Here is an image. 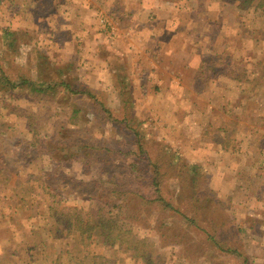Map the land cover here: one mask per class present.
<instances>
[{
	"label": "rangeland",
	"instance_id": "374dc122",
	"mask_svg": "<svg viewBox=\"0 0 264 264\" xmlns=\"http://www.w3.org/2000/svg\"><path fill=\"white\" fill-rule=\"evenodd\" d=\"M258 1L219 16L220 42L209 44L211 55L196 75L202 81L192 90L141 85L124 58L105 47L112 46L113 29L86 26L98 45L87 52L100 59L94 70L110 74L93 76L101 88L70 96L59 83H73L80 92L82 84L57 74L45 45L35 44L50 27L48 4L21 19L19 0H0L4 73L16 82L22 75L25 83H56L53 92L32 93L24 84L17 95L0 94V264H91L87 254L142 264L124 246L103 245L96 237H52L50 209L92 214L106 210L104 201L113 197L136 212L133 233L152 244L159 264H264V15L255 9ZM104 2L85 14L96 19L113 9ZM116 18L118 30L127 28ZM237 50L243 56H229ZM35 60L42 64L33 82ZM23 115L32 116L34 135ZM165 168L169 173L162 175ZM153 176L160 197L174 208L142 204L155 198Z\"/></svg>",
	"mask_w": 264,
	"mask_h": 264
},
{
	"label": "crops",
	"instance_id": "0c3cea01",
	"mask_svg": "<svg viewBox=\"0 0 264 264\" xmlns=\"http://www.w3.org/2000/svg\"><path fill=\"white\" fill-rule=\"evenodd\" d=\"M104 1L19 0L17 3V9L21 11L19 14L21 19H25L24 17L28 15L26 13L28 9L32 11L38 7L43 8L45 3L48 4L50 13L45 15L44 20H50L48 23L50 27L45 34H39L35 44L39 46L41 43V48L45 45L43 49L51 60L48 64L52 65L54 62L56 73L63 78L75 76L73 81L82 84L85 93L92 86L101 88V84L94 79L103 77L105 80L106 75L110 74L107 70L99 72L94 70L92 64L100 59L94 60L87 54L90 50L89 45L94 48L98 45H94V40V43L90 42L93 33L86 26L97 24V21L85 14V11ZM108 3L114 10L106 9L102 12L111 13L107 20L109 27L113 29L109 34L111 37H108L112 46L105 47L113 49L110 54L124 58L129 66L130 75L136 79L141 78V85L155 83L160 90H164L163 87L168 86L167 83L170 88L182 87L181 89L192 90L195 82L202 81L196 75L203 70L205 58L211 55L210 46L214 48L220 42L217 33L219 27L221 28L222 19L219 16L227 18L229 12L232 14L233 10H239L237 4L227 0H108ZM119 9L126 11L124 17H120ZM112 10L117 14L116 17L121 19V26L127 27L123 31L118 30V21ZM223 21L226 23L224 26L227 27L229 25L227 19ZM20 22L21 26L26 27V23L22 20ZM33 24L37 25L36 19ZM233 31L238 32L239 29ZM232 38L230 37V41H233ZM227 41L229 42L228 39ZM234 54L243 56V50L240 53L238 50L232 51L229 56ZM225 57L228 58L227 53ZM41 64L35 60L32 70L33 82L37 80V76L39 78ZM232 72V66L227 68V73ZM223 78L231 81V86L234 85L232 77ZM90 81H93L92 85ZM218 81L221 82L219 79L213 81L211 78V82ZM136 82H133L131 89L137 88L134 85ZM183 82L189 84L184 86ZM68 86L76 91L73 83ZM7 114L13 116L10 112Z\"/></svg>",
	"mask_w": 264,
	"mask_h": 264
},
{
	"label": "trees",
	"instance_id": "16d2710c",
	"mask_svg": "<svg viewBox=\"0 0 264 264\" xmlns=\"http://www.w3.org/2000/svg\"><path fill=\"white\" fill-rule=\"evenodd\" d=\"M253 3V0H241L238 4L239 10H246ZM255 9L264 15V0H259L255 6ZM17 83L14 80H10L4 73L0 65V94L14 96L18 94L17 87H21L27 84L28 89L32 93H44L45 91L53 92L56 87V83L45 82L39 84H33L30 82L25 83L26 77L19 75ZM19 79V80H18ZM66 82H60L59 85L63 88V92L73 96L76 94H85L84 91H74L69 88ZM87 93V92H86ZM7 108V106H6ZM14 112V110H11ZM21 115V114H20ZM26 121V128L32 135L34 132L32 125V116L23 115ZM32 129V130H31ZM32 140L31 142H33ZM28 143V147H32V143ZM139 148H141L138 145ZM158 167L155 170V175L159 176ZM169 173V170L165 168L162 175ZM161 175V174H160ZM155 182L156 186L154 190V199L148 200L143 198L142 204L156 203L159 206H168L172 208L170 203H166L164 199L160 197L159 187L156 183L155 176L151 181ZM42 187V184H41ZM107 209L99 207L95 213L83 214L80 210L72 207H60L52 208L49 210L48 217L50 218V224L53 226L54 232L52 237L59 238L61 235L64 236H75L80 239L92 240L96 237L101 240L103 245L124 246L126 252L131 258L139 260L142 264H159V261L154 257L152 244L146 239H138L133 233V223L137 220L136 212L128 205L124 200L119 201L116 198H112L109 201L103 203ZM170 204V205H169ZM174 208V207H173ZM83 241V240H82ZM229 252V251H228ZM87 258L91 264H112L108 259L102 255L87 254Z\"/></svg>",
	"mask_w": 264,
	"mask_h": 264
},
{
	"label": "built area",
	"instance_id": "2783aa9c",
	"mask_svg": "<svg viewBox=\"0 0 264 264\" xmlns=\"http://www.w3.org/2000/svg\"><path fill=\"white\" fill-rule=\"evenodd\" d=\"M110 12H107L104 14V12H99L96 14V21H97V24L99 26H101L102 28H108L109 27V22L107 20V18L110 16Z\"/></svg>",
	"mask_w": 264,
	"mask_h": 264
}]
</instances>
